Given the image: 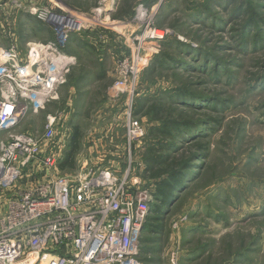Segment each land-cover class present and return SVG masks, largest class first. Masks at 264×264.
Wrapping results in <instances>:
<instances>
[{"label": "rangeland", "instance_id": "374dc122", "mask_svg": "<svg viewBox=\"0 0 264 264\" xmlns=\"http://www.w3.org/2000/svg\"><path fill=\"white\" fill-rule=\"evenodd\" d=\"M140 5L154 12L151 28L169 32L132 48L129 39L142 29L135 22ZM30 7L75 15L93 26L60 45L75 63L60 99L29 115L20 130L41 134L50 113L66 114L67 150L79 131L75 168L62 170L72 174L99 153L94 149L104 157L109 153L107 160L129 147L126 127L118 125L131 101L146 130L134 150L138 172L160 137L154 128L161 124L149 106L171 105L202 122L201 138L163 152L189 157L197 139L208 141L205 151L196 152L205 158L164 216L162 230L144 232L141 260L171 264L177 249L178 264H264V0H0V52L15 46L25 54L29 42L58 41L57 31L29 13ZM123 59L137 73L117 99L111 88Z\"/></svg>", "mask_w": 264, "mask_h": 264}, {"label": "built area", "instance_id": "2783aa9c", "mask_svg": "<svg viewBox=\"0 0 264 264\" xmlns=\"http://www.w3.org/2000/svg\"><path fill=\"white\" fill-rule=\"evenodd\" d=\"M29 13L57 31L58 41L29 42L25 54L15 46L0 52V264H143L142 233L157 192L143 168L137 172L134 166L146 130L127 100L118 126L126 127L129 147L107 160L109 153L94 149L99 153L74 173H62L70 144L62 125L67 115L50 113L41 134L20 126L60 99L75 64L60 45L93 23L48 8L30 7ZM153 14L138 7L135 22L142 29L129 39L132 48L168 34L150 27ZM136 73L133 62L123 59L111 88L114 98L124 96ZM173 251L170 262L178 264L179 251Z\"/></svg>", "mask_w": 264, "mask_h": 264}, {"label": "trees", "instance_id": "16d2710c", "mask_svg": "<svg viewBox=\"0 0 264 264\" xmlns=\"http://www.w3.org/2000/svg\"><path fill=\"white\" fill-rule=\"evenodd\" d=\"M140 108L143 109V106ZM148 111L153 113V120H158L161 125L154 128L155 133L160 137H156L159 138L157 144L150 148L151 155L147 157V165L142 171L144 178L147 181H153L157 188L155 200L151 205V212L147 218L148 221L144 225L142 236L147 231L152 235H156L162 230L164 216L174 204L179 203L180 195L188 189L194 179L193 170H199L198 162L205 158L204 155H201L202 153L199 155L196 152L198 150L205 151L208 146V141L202 143L199 140L203 139H197L192 144V147L196 149L195 154H192V156L179 158L163 153L168 150V147L172 148L177 144L192 142L195 138H201L198 136H201L200 132L203 134L205 130H198H202L206 125L203 126L202 122L194 121L189 116H183V112H178L171 105H151ZM78 138L79 131L77 129L71 140V146L61 162V169L75 168V155L79 149ZM149 220H153V224H150Z\"/></svg>", "mask_w": 264, "mask_h": 264}, {"label": "crops", "instance_id": "0c3cea01", "mask_svg": "<svg viewBox=\"0 0 264 264\" xmlns=\"http://www.w3.org/2000/svg\"><path fill=\"white\" fill-rule=\"evenodd\" d=\"M44 26H48L47 24L45 25L44 24ZM135 27V26H134ZM68 42H70V40L68 41ZM67 42V43H68ZM189 254V252H186L185 253V255H188ZM193 255V254H192ZM191 259H189V260H184V261H186V262H183V263H180V264H196L197 262L196 261H192V262H187V261H190Z\"/></svg>", "mask_w": 264, "mask_h": 264}, {"label": "bare ground", "instance_id": "6f19581e", "mask_svg": "<svg viewBox=\"0 0 264 264\" xmlns=\"http://www.w3.org/2000/svg\"><path fill=\"white\" fill-rule=\"evenodd\" d=\"M160 35H162V33L159 32ZM164 35V34H163Z\"/></svg>", "mask_w": 264, "mask_h": 264}]
</instances>
